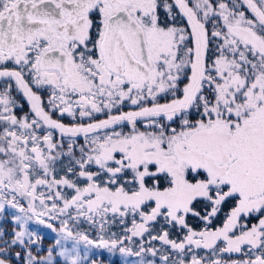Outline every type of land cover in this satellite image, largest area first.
Masks as SVG:
<instances>
[{
    "label": "snow or ice",
    "instance_id": "obj_1",
    "mask_svg": "<svg viewBox=\"0 0 264 264\" xmlns=\"http://www.w3.org/2000/svg\"><path fill=\"white\" fill-rule=\"evenodd\" d=\"M105 251L264 264V0H0V264Z\"/></svg>",
    "mask_w": 264,
    "mask_h": 264
},
{
    "label": "rangeland",
    "instance_id": "obj_2",
    "mask_svg": "<svg viewBox=\"0 0 264 264\" xmlns=\"http://www.w3.org/2000/svg\"><path fill=\"white\" fill-rule=\"evenodd\" d=\"M45 231H47V230H45ZM52 235H54V234H52ZM46 240L51 241L50 239H46ZM103 256H106V260L110 261V263L115 262L114 264H120V262H121V257L119 256L118 253L114 256H110V254L105 251L102 253V259H104Z\"/></svg>",
    "mask_w": 264,
    "mask_h": 264
},
{
    "label": "flooded vegetation",
    "instance_id": "obj_3",
    "mask_svg": "<svg viewBox=\"0 0 264 264\" xmlns=\"http://www.w3.org/2000/svg\"><path fill=\"white\" fill-rule=\"evenodd\" d=\"M50 242H51V241H49V240H46V241H45L46 244H47V243H50ZM103 258H104V259H103V260H104V264H114V263H115V262L110 263V261H107V260H106V256H103Z\"/></svg>",
    "mask_w": 264,
    "mask_h": 264
},
{
    "label": "trees",
    "instance_id": "obj_4",
    "mask_svg": "<svg viewBox=\"0 0 264 264\" xmlns=\"http://www.w3.org/2000/svg\"><path fill=\"white\" fill-rule=\"evenodd\" d=\"M113 230H118V229H113Z\"/></svg>",
    "mask_w": 264,
    "mask_h": 264
}]
</instances>
